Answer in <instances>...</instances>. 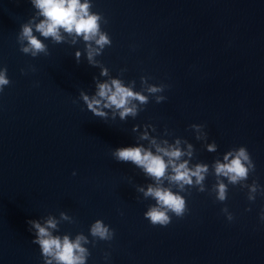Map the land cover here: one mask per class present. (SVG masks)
<instances>
[{
	"label": "water",
	"instance_id": "1",
	"mask_svg": "<svg viewBox=\"0 0 264 264\" xmlns=\"http://www.w3.org/2000/svg\"><path fill=\"white\" fill-rule=\"evenodd\" d=\"M91 4L112 41L96 57L100 66L90 65L84 42L70 37L45 40L47 55L23 53L18 33L35 9L30 0H0V68L10 80L0 92V264H44L28 221L61 212L72 220L61 221L58 234L89 237L86 264H264V194L250 201L247 188L229 184L220 202L211 174L215 159L245 146L255 165L247 183L264 189V0ZM101 67L109 77L134 80L137 91L141 76L167 85L159 93L166 99L157 103L145 93L149 102L136 117L113 118L108 109L107 119L96 117L80 91L91 95L94 77L109 78L100 76ZM191 124L204 125L206 141L196 139ZM145 130L158 140H187L191 162L210 167L206 191L181 193L188 212L172 215L166 227L144 217L155 201L136 185L146 187L150 178L112 157L118 147L147 146L139 139ZM213 141L217 151L208 152ZM96 219L114 230L112 240L93 242Z\"/></svg>",
	"mask_w": 264,
	"mask_h": 264
},
{
	"label": "clouds",
	"instance_id": "2",
	"mask_svg": "<svg viewBox=\"0 0 264 264\" xmlns=\"http://www.w3.org/2000/svg\"><path fill=\"white\" fill-rule=\"evenodd\" d=\"M30 2L35 12L20 26L17 37L23 53L32 57L41 53L47 55L48 45L45 40L59 44L69 42L70 37L72 44L78 40L84 42L86 58L90 65L100 66L96 57L106 46H110L112 41L101 29L102 15L91 10V0H30ZM104 22L107 23L106 20ZM35 33H39V36ZM80 57V50H76L77 63ZM6 73V67L0 68V92L10 83ZM100 76L109 77L106 67H101ZM94 80L95 92L89 95L81 90L80 98L94 116L103 119L108 117L105 109L113 112V118L116 114L121 120L129 116L136 117L140 106L149 102V95L154 96L157 103L166 99L159 93H162L167 85L151 84L148 77L141 76L139 91L134 90V80L129 83H125L119 77H109L105 80L94 77ZM148 127L155 131L154 126H145L146 129ZM137 128L138 126L134 125L133 130L136 131ZM190 128L194 130L197 140H207L204 125L191 124ZM139 139L148 141L147 146L136 143L118 147L112 150V157L118 162L131 163L150 178L152 182L146 187L136 185V190L142 193L145 199L155 201L148 206L144 217L153 226L166 227L171 222L172 215L179 218L188 212L186 198L181 193L188 192L192 187H196L200 192L206 191L204 182L210 174V167L204 162H191L194 147L187 140L179 137L174 142L167 139L158 140L155 136H150L147 130L140 134ZM205 146L208 152L217 151L215 141L206 143ZM211 169V174L216 178L212 192L220 202L227 199L229 184L247 188L250 201L255 200L258 191L264 194V189L255 180L251 184L247 183L250 173L255 171V165L245 146L226 151L222 159L214 160ZM222 211L229 221L233 219L227 207ZM260 218L264 220V211L261 212ZM71 220L67 213L61 212L59 218L49 215L43 223L38 219L28 221L30 231L34 232L33 243L39 245L44 264H86L90 252L85 245L90 242L89 237L82 232L77 233L74 238L68 233L58 234L60 222ZM90 235L93 242L96 239L110 241L114 236V230L101 219H96L90 225Z\"/></svg>",
	"mask_w": 264,
	"mask_h": 264
}]
</instances>
